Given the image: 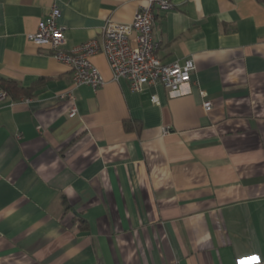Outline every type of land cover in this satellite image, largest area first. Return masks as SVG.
I'll list each match as a JSON object with an SVG mask.
<instances>
[{
	"label": "crops",
	"instance_id": "crops-1",
	"mask_svg": "<svg viewBox=\"0 0 264 264\" xmlns=\"http://www.w3.org/2000/svg\"><path fill=\"white\" fill-rule=\"evenodd\" d=\"M171 2L157 55L196 64L177 94L132 92L103 54L106 84L74 88L28 39L55 5L70 50L143 0H0V77L32 91L0 101V264H264V5Z\"/></svg>",
	"mask_w": 264,
	"mask_h": 264
},
{
	"label": "built area",
	"instance_id": "built-area-1",
	"mask_svg": "<svg viewBox=\"0 0 264 264\" xmlns=\"http://www.w3.org/2000/svg\"><path fill=\"white\" fill-rule=\"evenodd\" d=\"M143 1L145 4L139 8L131 23L109 20L99 38L70 50L64 48L66 28L58 23L60 10L54 5L40 23L38 31L29 34L28 39L37 46L47 48L55 59L71 68L74 88L88 85L98 90L106 84L104 76L93 63L96 55L103 54L111 68L113 81L126 80L132 92L140 93L146 87L162 85L172 94H177L192 81L195 61L188 59L184 63L166 64L158 57V43L154 39L155 11H169L174 5L171 0ZM6 97L5 92L0 93V101ZM60 98L73 102L69 116L74 117L78 110L73 90L61 94ZM152 101L159 104L157 96H153ZM204 107L207 111L211 110L212 102L206 101Z\"/></svg>",
	"mask_w": 264,
	"mask_h": 264
},
{
	"label": "trees",
	"instance_id": "trees-1",
	"mask_svg": "<svg viewBox=\"0 0 264 264\" xmlns=\"http://www.w3.org/2000/svg\"><path fill=\"white\" fill-rule=\"evenodd\" d=\"M257 2L264 5V0H256ZM0 86L7 94V96L11 97L13 100H19L20 98H28L32 96V91L29 88L22 87L18 82L5 79L0 77ZM124 127L127 131H131V126L128 122L124 123Z\"/></svg>",
	"mask_w": 264,
	"mask_h": 264
}]
</instances>
